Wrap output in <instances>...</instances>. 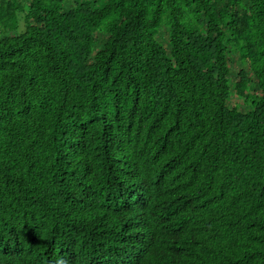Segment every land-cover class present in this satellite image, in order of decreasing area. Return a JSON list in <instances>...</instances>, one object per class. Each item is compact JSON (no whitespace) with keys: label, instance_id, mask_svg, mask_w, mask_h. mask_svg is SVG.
<instances>
[{"label":"trees","instance_id":"16d2710c","mask_svg":"<svg viewBox=\"0 0 264 264\" xmlns=\"http://www.w3.org/2000/svg\"><path fill=\"white\" fill-rule=\"evenodd\" d=\"M0 264H264V0H0Z\"/></svg>","mask_w":264,"mask_h":264},{"label":"rangeland","instance_id":"374dc122","mask_svg":"<svg viewBox=\"0 0 264 264\" xmlns=\"http://www.w3.org/2000/svg\"><path fill=\"white\" fill-rule=\"evenodd\" d=\"M69 3V2H68ZM69 6L70 5H66V7L65 8H69ZM162 30H163V26H161L160 28H159V30H158V33H156L155 34V39L161 44V45H163L164 47H166V41H165V39L164 40H162L161 38H160V36H161V33H162ZM164 34H165V32H164ZM240 66H239V64L238 63H236V64H231V69H232V71H233V75H232V78L231 79H236V73L238 72V68H239ZM239 76H243V75H245V73L243 72V71H240L239 73ZM244 100V94L243 93H239L237 96H231L230 97V102L232 103V104H236V103H239V104H241L242 103V101Z\"/></svg>","mask_w":264,"mask_h":264}]
</instances>
